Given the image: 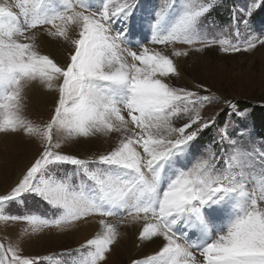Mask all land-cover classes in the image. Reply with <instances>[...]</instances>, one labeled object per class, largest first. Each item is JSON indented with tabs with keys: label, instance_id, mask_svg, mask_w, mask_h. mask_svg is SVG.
Wrapping results in <instances>:
<instances>
[{
	"label": "snow or ice",
	"instance_id": "snow-or-ice-1",
	"mask_svg": "<svg viewBox=\"0 0 264 264\" xmlns=\"http://www.w3.org/2000/svg\"><path fill=\"white\" fill-rule=\"evenodd\" d=\"M221 6L161 0L145 16L138 0H0V138L38 145L0 194V222L24 225L17 243L0 241V264H52L19 243L52 229L92 230L57 254L66 264H108L130 229L135 248L157 250L128 264H264V142L211 83L173 82L183 78L180 58L264 46L251 26L264 0L231 10L226 27L209 26ZM33 90L49 98L40 121L25 115ZM92 143L106 147L63 150Z\"/></svg>",
	"mask_w": 264,
	"mask_h": 264
},
{
	"label": "rangeland",
	"instance_id": "rangeland-1",
	"mask_svg": "<svg viewBox=\"0 0 264 264\" xmlns=\"http://www.w3.org/2000/svg\"><path fill=\"white\" fill-rule=\"evenodd\" d=\"M160 2L161 0H138L141 7L144 5L150 11L158 7ZM220 2L222 6L216 8L208 17L207 23L209 26L226 27L231 10L242 9L250 0H220ZM251 26L256 34L264 35V8L258 9L252 16ZM224 34L232 38L227 31ZM177 46L186 47L184 45ZM181 69L184 75V79L180 82L181 85L191 87L193 79L204 80L207 83H211L215 90L236 104L245 102L264 109V46H258L251 53L241 52L235 54H222L218 49H210L204 54H193L191 57L184 58ZM187 81H190V83ZM173 82L176 83L175 80ZM41 103L47 105L49 100L44 101L43 99ZM215 110L216 106H212L209 112L211 113ZM241 111L246 113L243 123L247 125L249 131L254 133L256 143L264 142L261 139L264 137V119L260 117L254 119L250 109ZM227 119L228 114L225 112L220 117V122L222 123ZM215 131V129H212L206 132L201 143H207L215 134ZM63 150L86 156L98 151L99 148L92 143L66 145ZM37 151L38 145L35 142L29 143L25 140L11 137L0 138V194L5 193L17 174L32 160ZM27 204L29 207L39 208L40 212L45 211L43 205L37 204L32 200H28ZM18 207L23 209L24 203L18 202ZM23 227L22 223L6 227L0 222V236L4 243L6 245L8 243H17V233ZM45 231L46 234H41L35 239L19 241L23 248V254L40 255L41 257L52 255V264H56L57 260L60 261V264H66L69 258L60 257L57 254L77 248L85 239L77 243L73 234L62 237L55 233L57 232L55 229ZM122 257L121 252L118 251L114 259L109 258L111 260H108V264H125Z\"/></svg>",
	"mask_w": 264,
	"mask_h": 264
},
{
	"label": "bare ground",
	"instance_id": "bare-ground-1",
	"mask_svg": "<svg viewBox=\"0 0 264 264\" xmlns=\"http://www.w3.org/2000/svg\"><path fill=\"white\" fill-rule=\"evenodd\" d=\"M142 6L143 7L140 6V13L147 16V13L150 12V10H148L146 8V6H144V5H142ZM146 31H147V29H146ZM149 35H150V33H149ZM145 43H147V41ZM152 47H156L158 49L163 48V46H152ZM176 47H178V46H176ZM40 50L44 54H51V55L55 56L58 60H60L61 63H63L62 52H61V50L57 49L55 46H49L47 44H44L41 46ZM169 51H171V49H169ZM183 63H184V58H180L178 60V66H179L181 73H182L181 66ZM182 77H183L182 79H184L183 74H182ZM180 82L181 81H179V82L176 81V83H180ZM187 82L190 83V81H187ZM43 99H44V101L49 100L48 97L41 95L38 90H33L31 92V102L28 103V105L26 106V110H25V115L28 118L32 119L33 121H40L41 119L43 120L46 118V106L47 105L41 103V101H43ZM94 144L99 148V150H102L104 147H106V145L101 144V143H94ZM93 227H95V225ZM91 231H92L91 229L82 230V231L69 230L65 233H58V232H55V233L59 234L62 237L73 234L74 239L76 240L77 243H79V241L86 238L90 234ZM0 238H1L0 241H3L1 236H0ZM134 239H135V236H134V233L132 232L131 229L128 230L127 232L123 233L121 236L120 244L117 246L116 252L112 256H110V258L114 259L115 255L118 254V251H120L121 255L123 256L122 257L123 261L125 262V264H128L129 257H136L139 255L151 254L155 250H157V244H153L151 247H148V248H145L142 250H138L137 248L134 247ZM109 260H111V259H109Z\"/></svg>",
	"mask_w": 264,
	"mask_h": 264
},
{
	"label": "trees",
	"instance_id": "trees-1",
	"mask_svg": "<svg viewBox=\"0 0 264 264\" xmlns=\"http://www.w3.org/2000/svg\"><path fill=\"white\" fill-rule=\"evenodd\" d=\"M237 105L239 106L240 110L250 109L254 119H257V117L264 119V109L246 104L245 102H238Z\"/></svg>",
	"mask_w": 264,
	"mask_h": 264
}]
</instances>
